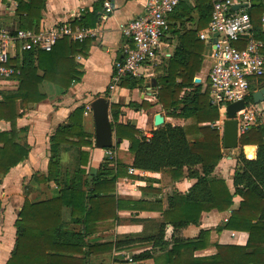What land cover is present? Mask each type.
Here are the masks:
<instances>
[{
	"label": "trees",
	"instance_id": "16d2710c",
	"mask_svg": "<svg viewBox=\"0 0 264 264\" xmlns=\"http://www.w3.org/2000/svg\"><path fill=\"white\" fill-rule=\"evenodd\" d=\"M45 2L18 0L15 13L21 17L19 27L39 30ZM182 3L174 11L180 10ZM196 9L199 17L194 27L184 28L177 34L174 53L157 63L151 79L128 75L117 84L131 89L152 86L167 115L183 117L186 122L183 125L161 123L147 136L135 124L119 122L122 104L112 103L110 112L116 141L110 148L128 139L133 160L130 164L118 160L115 166L104 161L99 167H93L85 147H93L94 133L84 127L86 105L76 107L51 134L47 174L41 175V180L53 182L58 187V194L32 199L25 187L24 201L14 221L15 243L6 264H109L103 259L94 260L92 255L111 252L113 248L120 252L143 244H147L146 247L133 253L134 258L139 261L152 259L154 264H264V125L252 126L240 136L242 146L257 145V155L249 159L242 149L239 150L232 191L224 178L214 175L223 156V139L217 127L219 109L210 102V87L203 88L201 82L195 81L204 54L210 49L199 38L198 31L211 20L212 1L197 0ZM245 10L251 17L255 36L264 41L261 20L264 0ZM185 15L183 12L178 17L183 20ZM96 22L94 11L72 19V25L80 27H94ZM90 41V37L73 40L64 36L51 50L25 51L20 61L17 60L20 74L14 77L11 86H0V120L14 123L17 116L44 99L46 94L41 85L45 81L64 90L80 81L82 64L75 56L86 55ZM263 86L264 74L251 86L246 99L253 101L252 92ZM104 94L108 95V90ZM128 105L139 110L150 103L131 101ZM28 154L29 147L21 143L15 129H0V183ZM129 166L159 171L175 180L184 176L186 167V175L196 181L186 192L174 190L168 197L166 209L160 207V200H155L159 207H143L141 203L146 201L142 199L130 201V207H122V199L116 194V182L123 176H135L128 171ZM235 195L242 198L238 207L231 210L217 230L247 232L246 242H215L216 252L197 254L211 243V231L201 229L197 236L185 238L180 230L190 224L198 225L204 211L229 210ZM1 206L0 199V218ZM120 209L154 210L159 211L161 217L156 220L133 216L131 222L154 220V223L149 230L144 228L141 233L118 235L115 241L96 239L99 223L119 220ZM168 225L173 229L169 237Z\"/></svg>",
	"mask_w": 264,
	"mask_h": 264
},
{
	"label": "crops",
	"instance_id": "0c3cea01",
	"mask_svg": "<svg viewBox=\"0 0 264 264\" xmlns=\"http://www.w3.org/2000/svg\"><path fill=\"white\" fill-rule=\"evenodd\" d=\"M15 0H0V27L13 29L21 20L20 15L15 13ZM105 1L111 4L110 10L106 9ZM146 0H46L43 9L41 20V27H49L61 21H69L86 12H95L97 22L95 28L98 32L94 38H91L90 47L86 55L77 54L75 60L82 64L83 76L80 81L72 84L67 90L62 87L45 81L41 85V90L46 94V97L39 102L34 103L30 108L26 109L21 116H17L14 123L0 120V129L16 130L17 136L21 143L29 147L28 157L16 166L12 167L10 171L3 176L0 183V199L1 219H0V264H6L11 250L15 243V225L14 221L17 217L18 210L24 201L25 187L28 183V196L32 199H41L52 197L58 194V187L53 182L48 180H41V175L47 174V168L50 158V136L55 131L57 126L65 122L73 110L80 105H90L91 101L100 95H105L108 90V95H105L110 102V109L112 103H120L121 113L119 115V122L133 123L141 129L147 136L151 135V131L156 128L154 123L155 114L161 113L164 117V122L172 124L183 125L186 119L183 117H176L167 115L166 111L158 102L155 89L152 86H145L144 88H127L122 86H114L110 88L113 81L114 62L124 56V47L128 43L133 45L130 38L124 36L120 30V24L129 21L130 19L143 13ZM197 0H183L180 4V10L176 9L169 16V27L163 37L162 44L158 50V56L152 63H143L140 67L138 77L151 79L155 74V66L161 63L165 57H169L174 53L178 40L177 34L184 28L194 27L199 13L196 9ZM235 5H240L241 9L249 7L251 4H259L261 0H233ZM246 4V5H243ZM186 5V8L183 6ZM182 8V10H181ZM190 9V13L188 10ZM180 11V12H179ZM185 13L184 19L178 17ZM264 15V13H263ZM262 20V19H261ZM264 27V25H263ZM208 53L204 54V61L201 70L196 74L203 84V88L209 86L207 81V70L210 65ZM78 55L82 59H78ZM13 81L9 86H11ZM64 90V91H63ZM146 100L150 103L149 106L136 110L129 106L131 101L142 102ZM19 113V107H16ZM90 112L84 114V127L87 131L94 133V120L91 122L87 119ZM111 114V112H110ZM112 118V116H111ZM93 119V118H92ZM113 123V119H112ZM218 123V122H217ZM26 127V131L21 128ZM218 127V126H217ZM220 135L223 139V129ZM114 144L116 141L114 131ZM94 142V138H93ZM130 142L128 139H123L118 147H115L114 158H108L105 155L104 148L85 147L89 151V163L93 167H99L102 162L107 161L109 166H115L118 160L126 164H130L133 156L129 150ZM223 147V156L214 169V175L224 178L233 191V173L238 164L237 154L239 150H243L247 158L252 159L257 155V145L239 144L235 148ZM128 171L135 175L120 177L116 182V194L118 198L122 199V207H130V201L145 200L141 203L143 207H159L155 200H160V207L168 208V197L174 190L186 192L196 181L195 178L187 176V168H184V176L179 179H171L169 176L163 175L159 171L143 170L134 168ZM27 188V187H26ZM34 194V195H33ZM241 196H234L233 206L226 211L220 212L216 209L204 211L201 215V220L198 225L190 224L180 230V235L185 238H192L199 234L201 229H208L211 231V243L197 254H212L216 252L215 242L218 243H240L244 244L247 240V232L237 231L232 229L217 230L218 226L223 225L228 219L233 208L238 207L241 201ZM17 209V211H16ZM16 211V212H15ZM15 213V214H13ZM13 214V215H12ZM119 220H105L99 223L100 231L96 234V239L101 241H115L118 235L126 233H141L144 229L145 222L134 223L131 222V217H142L148 219L159 220L161 214L154 210H139L138 212H131L128 209L118 210ZM7 222L12 223L10 232L7 230ZM130 220V221H129ZM151 223L154 220H148ZM173 229L170 225L167 226L168 237L171 235ZM234 231L236 234L231 235ZM10 233V234H9ZM9 234V235H8ZM128 249L118 251L113 248L111 252L99 253L92 255L94 260H101L109 264H123V253ZM141 264H154L152 259H147Z\"/></svg>",
	"mask_w": 264,
	"mask_h": 264
},
{
	"label": "built area",
	"instance_id": "2783aa9c",
	"mask_svg": "<svg viewBox=\"0 0 264 264\" xmlns=\"http://www.w3.org/2000/svg\"><path fill=\"white\" fill-rule=\"evenodd\" d=\"M183 0H146L143 13L120 24L122 34L131 39L124 47V56L114 62L113 88L125 76H138L143 63L157 59L158 50L169 27V16ZM212 16L209 24L198 31L200 39L210 49L207 81L210 87V102L219 109L218 128L223 129L227 118V106L244 100V108L236 112L239 138L250 127L264 125V101H248L251 86L264 74V41L254 34L249 13L236 8L233 0H211ZM18 0L14 1L17 7ZM106 9L111 4L105 1ZM264 25V15L262 16ZM95 27L73 26L72 21L57 22L49 27L31 28L0 27V86H9L21 72L19 62L22 54L31 49L51 50L62 37L73 40L94 38ZM215 33L217 35L215 36ZM216 37V41L214 38ZM82 59L81 55L77 56ZM92 112L91 105L86 112ZM108 158H114V148H104ZM134 168H130L133 171ZM227 220V219H225ZM236 232L232 231L234 236ZM123 264H141L133 254L123 253Z\"/></svg>",
	"mask_w": 264,
	"mask_h": 264
},
{
	"label": "water",
	"instance_id": "95a60500",
	"mask_svg": "<svg viewBox=\"0 0 264 264\" xmlns=\"http://www.w3.org/2000/svg\"><path fill=\"white\" fill-rule=\"evenodd\" d=\"M246 5V4H243ZM240 8V5H235ZM18 27V25L16 26ZM217 33H215V36ZM216 41V37L214 38ZM200 81L199 77L195 78ZM254 102L264 101V86L252 92ZM92 116L94 120V145L98 148H110L114 145V128L110 114V102L105 95H100L90 103ZM245 106L244 100L233 101L227 106V118L223 124V146L225 148H235L239 144L238 121L236 112ZM164 117L161 113L155 114L154 123L159 125L163 123Z\"/></svg>",
	"mask_w": 264,
	"mask_h": 264
},
{
	"label": "rangeland",
	"instance_id": "374dc122",
	"mask_svg": "<svg viewBox=\"0 0 264 264\" xmlns=\"http://www.w3.org/2000/svg\"><path fill=\"white\" fill-rule=\"evenodd\" d=\"M93 116H92V112H91V114L90 115H88L87 116V119H90V125L92 126V124H91V122L93 121ZM93 123V122H92ZM26 187L28 188V190L31 188V186L27 183L26 184ZM32 189V188H31ZM29 192H30V190H29ZM34 195V194H33ZM16 211H17V209H16ZM15 211V212H16ZM13 214H15V213H13ZM12 214V215H13ZM1 219V218H0ZM130 221V220H129ZM6 224H7V230H8V232H10V228L13 226L12 225V223H10L9 221L7 222V220H6ZM151 226H152V224H151V222H145V224H144V228H147L148 230L151 228ZM10 234V233H9ZM8 234V235H9ZM168 234H170V233H168ZM168 234H167V236H168ZM146 245L147 244H143V245H136L135 247H133V248H131V249H129L127 252L129 253V254H133V253H136V252H138V251H140L142 248H144V247H146Z\"/></svg>",
	"mask_w": 264,
	"mask_h": 264
}]
</instances>
